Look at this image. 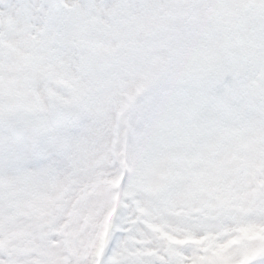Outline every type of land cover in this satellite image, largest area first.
<instances>
[{
	"label": "snow or ice",
	"instance_id": "1",
	"mask_svg": "<svg viewBox=\"0 0 264 264\" xmlns=\"http://www.w3.org/2000/svg\"><path fill=\"white\" fill-rule=\"evenodd\" d=\"M0 264H264V0H0Z\"/></svg>",
	"mask_w": 264,
	"mask_h": 264
}]
</instances>
